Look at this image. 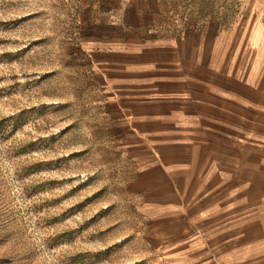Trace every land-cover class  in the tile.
<instances>
[{
	"label": "rangeland",
	"instance_id": "rangeland-1",
	"mask_svg": "<svg viewBox=\"0 0 264 264\" xmlns=\"http://www.w3.org/2000/svg\"><path fill=\"white\" fill-rule=\"evenodd\" d=\"M254 21L264 0H0V264H224L138 186L115 106L143 41Z\"/></svg>",
	"mask_w": 264,
	"mask_h": 264
},
{
	"label": "crops",
	"instance_id": "crops-1",
	"mask_svg": "<svg viewBox=\"0 0 264 264\" xmlns=\"http://www.w3.org/2000/svg\"><path fill=\"white\" fill-rule=\"evenodd\" d=\"M137 56L115 107L148 156L138 186L165 189L196 258L264 264V25L152 36Z\"/></svg>",
	"mask_w": 264,
	"mask_h": 264
}]
</instances>
